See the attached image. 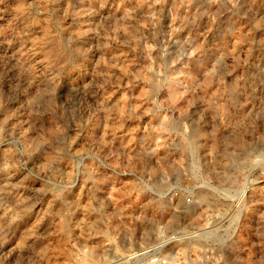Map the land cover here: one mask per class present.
Masks as SVG:
<instances>
[{
	"label": "rangeland",
	"instance_id": "1",
	"mask_svg": "<svg viewBox=\"0 0 264 264\" xmlns=\"http://www.w3.org/2000/svg\"><path fill=\"white\" fill-rule=\"evenodd\" d=\"M264 264V0H0V264Z\"/></svg>",
	"mask_w": 264,
	"mask_h": 264
},
{
	"label": "built area",
	"instance_id": "2",
	"mask_svg": "<svg viewBox=\"0 0 264 264\" xmlns=\"http://www.w3.org/2000/svg\"><path fill=\"white\" fill-rule=\"evenodd\" d=\"M149 263L151 264H166L167 258L158 251H152L149 255Z\"/></svg>",
	"mask_w": 264,
	"mask_h": 264
}]
</instances>
